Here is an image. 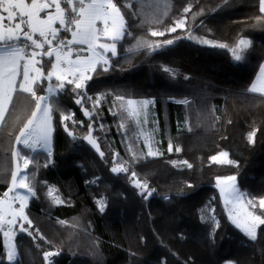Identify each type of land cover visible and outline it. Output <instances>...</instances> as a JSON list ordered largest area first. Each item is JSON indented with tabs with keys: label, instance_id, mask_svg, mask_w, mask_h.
<instances>
[{
	"label": "trees",
	"instance_id": "1",
	"mask_svg": "<svg viewBox=\"0 0 264 264\" xmlns=\"http://www.w3.org/2000/svg\"><path fill=\"white\" fill-rule=\"evenodd\" d=\"M126 2L129 0H117L118 4ZM169 4L167 16L162 15L164 0H145L142 12L136 3L130 10L122 7L131 35L118 43V55L111 57L112 67L107 72L98 68V74L92 73L86 86L87 95L92 97L103 94L109 100L117 96L154 100L149 115L163 151L134 161L129 145L137 157L147 155L137 137L139 125L131 118L122 133L108 103L103 106L107 130L98 127L99 117L93 115L97 117L93 136L99 138L103 159L85 140L73 141L59 114H54L52 163L35 171V179L33 166L28 169V183L35 184L37 196L30 198L26 208L32 225L25 227L35 239L17 229L16 264H46L43 253L56 250L61 251L51 258L53 264H264V226L258 229L257 240L250 241L228 218L216 187L217 177L238 173L241 191L255 200L264 197V98L247 91L264 60V19L257 21L264 14L260 13L259 0H228L227 4L225 0H169ZM189 4L192 9L184 14L189 17L185 30L151 36L152 30L163 32L172 26ZM201 9L203 15L193 22L192 13ZM153 19L160 22L153 23ZM189 30L230 48L241 38L251 39L255 53L238 63L228 49L200 45L186 38L151 54L141 51L129 57L126 51L135 43L133 37L155 43L177 35L184 37ZM43 63L46 74L49 61ZM164 67L175 69L179 75L172 79ZM46 86L47 82L38 86L37 95H44L42 89ZM73 87H65L59 102L65 112L83 121V125H68L69 130L83 137L88 134L90 121L82 106L74 103L78 97ZM185 100L190 103L181 102ZM13 105L0 131V197L8 192L13 171L3 159L9 156V145L34 110L27 94L15 98ZM90 106L89 101L84 102L83 107ZM253 131L254 144L248 140ZM223 151L239 162L238 168L210 160ZM114 156L116 164L127 162L128 174L111 172ZM47 159L44 151L33 154V161L41 165ZM132 171L155 189L147 200L133 186ZM49 186L58 190L56 195L63 203L47 197ZM102 197L107 201L103 212L97 205ZM206 205L215 210L220 225L214 240L210 237L212 223L200 218L201 209L207 214ZM256 212L261 214L259 208ZM0 260L9 264L2 232Z\"/></svg>",
	"mask_w": 264,
	"mask_h": 264
},
{
	"label": "snow or ice",
	"instance_id": "2",
	"mask_svg": "<svg viewBox=\"0 0 264 264\" xmlns=\"http://www.w3.org/2000/svg\"><path fill=\"white\" fill-rule=\"evenodd\" d=\"M144 2L145 0H129V2L118 4L117 0H0V126L4 123L9 107L14 106V97L18 98L22 94H27L30 102L34 103V110L19 130V134L15 137V143L23 145L25 149L32 152L42 149L48 155V159L41 165L26 155L22 156L19 150L13 151L15 170L11 172V187L8 192L3 194V197H0V232L5 238V254L9 264H16L18 260V245L14 237L17 229L35 239L33 233L25 227V224L32 225V221L25 212L28 201L37 196L35 184L26 182L30 179L27 170L29 165L33 166L32 179H35V171H38L41 166L48 167L52 163L51 138L55 131L54 114H59L62 126L73 141L85 140L102 159L104 158L105 153L100 150L99 138L93 136V132L96 130L93 128V112L89 111L87 107H83L85 101H94L92 108L95 110L103 94L95 98L88 96L87 82L93 78L90 73L98 74V68L100 71L107 72L112 67L111 57L118 55L117 44L126 36L131 35L124 12L121 10L122 7L125 10H130L132 3H136L141 5L142 12ZM227 3L228 0H225V4ZM259 5L260 13L264 14V0H259ZM169 7V0H164L163 16H167ZM191 9L192 5L189 4L183 9L181 17L174 19L172 26L165 28L163 32L152 30L151 36H163L165 32L176 33L178 29L185 30L189 17L184 14L191 12ZM129 14L136 15L137 13L129 12ZM201 15H203L202 9L192 13L191 20L195 22ZM262 19L264 16L257 18V21ZM152 22L159 23L160 20L153 19ZM200 23L203 25V21ZM63 34H70L71 39ZM183 38L200 45L228 49L232 59L238 63L246 61L249 56L255 53L251 39L241 38L230 48L228 44L197 37L190 30L184 37L177 35L174 39L155 43L133 37L135 43L126 51L129 57L141 51L151 54L172 46ZM102 40L107 42H101ZM79 46H86V48H79ZM86 52L90 55L84 54ZM44 60H48L50 65L46 74ZM163 71L172 79L179 75L175 69L170 67H164ZM188 78L185 77V79ZM53 79L56 81L55 85L52 84ZM45 82H47V88L42 90L47 94L37 95V87L42 86ZM66 85H74L72 92L78 97L74 103L82 106L83 114L90 121L88 134L83 137H78L68 127L69 123L73 126L83 125V121L75 120L74 113H66L60 106L59 96L65 90ZM247 91L264 98V64H261L256 81L249 86ZM116 99L123 101L124 97L117 96ZM181 102L190 103L187 100ZM126 103L129 106L128 113L137 116L141 111L146 113L148 106L154 104V100H127ZM103 127L102 124L99 125L100 129ZM189 131H191L190 128ZM255 134V131L248 134L249 143H255ZM168 150L169 152L173 150L171 143H169ZM129 151L134 161L158 155V153L149 150L145 157H137V154L132 152L131 145H129ZM176 151H180V149L177 148ZM118 155V153L115 154V156ZM115 156L111 172L117 175L128 174L129 167L125 166L127 162L116 164ZM228 156L229 153L221 152L210 157V160L219 164L234 165L238 168L239 162L227 159ZM172 163L175 164V162ZM183 163L188 168L192 167L187 161ZM130 176L133 186L139 189L140 196L147 200L153 195L155 189H150L146 180L138 178L135 171H132ZM237 181L238 173L217 177L216 187L228 209V218L250 241H256L258 229L264 226V197L258 199V204L255 202V198L246 199L247 194L240 190ZM186 186L192 187L191 184ZM57 191L49 186L46 195L54 203H63L56 195ZM9 192H15V195L9 197ZM165 199H170V197L166 196ZM16 202L19 203L18 207ZM97 205L99 211L103 212L107 207V201L102 197L97 201ZM237 206L243 209L242 213L237 209ZM205 207L207 214L204 209H201L200 218L202 222L210 221L212 223L210 237L214 240L215 232L220 227L219 221L215 218V210L208 205ZM249 208L253 210L250 211ZM257 208L260 209L261 214H256L255 209ZM58 223L66 224L67 222L58 221ZM36 232L39 230L36 229ZM181 238H185L183 234H181ZM60 251L44 252L43 257L46 264H53L51 258L60 255ZM0 264H2V260H0Z\"/></svg>",
	"mask_w": 264,
	"mask_h": 264
},
{
	"label": "rangeland",
	"instance_id": "3",
	"mask_svg": "<svg viewBox=\"0 0 264 264\" xmlns=\"http://www.w3.org/2000/svg\"><path fill=\"white\" fill-rule=\"evenodd\" d=\"M248 39V38H246ZM56 81L55 79H53L52 81V84L55 85ZM67 86V85H66ZM65 86V87H66ZM47 88V86H46ZM47 93L45 92L44 95H46ZM98 95L94 96L93 98L97 97ZM108 100V102H107ZM127 100H134V99H124L123 101H120V100H117L116 97H111L110 100L107 99L106 95H103L101 97V100H100V103L99 105L95 108V110H93L92 108V103L94 102H90V109L89 111H92L93 112V115L95 114V116L97 115V117H99V125H103V129L104 130H107L108 128V122L104 121V109H103V106L107 105L108 103V108H109V112L112 113V115L114 117H116L117 121H118V124H119V128L121 129L122 133H125V124L131 119V118H134L136 120V122L138 123L139 125V131L137 133V137L139 139V142L141 143L142 145V148H143V152L144 154H147L149 150L153 151V152H156V153H161L163 150L161 149L160 147V143L159 141H157V138H156V135H155V125L154 123L152 122V124L154 125V127L151 126V117L149 115L150 113V105L148 106L147 110H146V113L144 111H141L139 113V115L137 116H133V115H130L127 111L128 109V105H127ZM134 101H141V100H134ZM133 107H136V106H133ZM61 108L63 110H65L62 106ZM67 113V112H66ZM115 113V114H114ZM87 117V116H86ZM97 117H94L97 119ZM75 119V117H74ZM76 120V119H75ZM18 120L15 122L17 123ZM98 125V127H99ZM121 125H123V127H121ZM15 126V124H14ZM53 147V134H52V138H51V148ZM23 149H25L23 147V145H16L15 141L12 143V145H9V149H7V152L9 153V156H5V158L3 159V164H6L8 166H11V168L13 169V171L15 170V160L13 158V151L15 150H19L21 155L24 156H28L30 159L33 160V154L35 152H32L29 153V154H26ZM101 150V149H100ZM38 151H44L42 149H37L36 152ZM45 152V151H44ZM223 152H226V151H223ZM228 153V152H227ZM218 155V154H217ZM227 159H230V157L228 156ZM22 162H21V167H22ZM30 166V165H29ZM126 166V165H125ZM28 171V170H27ZM28 183V181H26ZM238 184V183H237ZM11 186V185H10ZM243 192V191H242ZM60 198V197H59ZM223 199V197H222ZM246 199H252L250 198L248 195L246 197ZM223 202H224V199H223ZM255 202H257L258 204V200H255ZM237 209L242 213L243 212V209L240 208V206H237ZM249 210H253L251 208H249ZM227 212H228V209H227ZM255 212H256V209H255ZM257 214V212H256ZM226 264H232L231 262H227Z\"/></svg>",
	"mask_w": 264,
	"mask_h": 264
},
{
	"label": "crops",
	"instance_id": "4",
	"mask_svg": "<svg viewBox=\"0 0 264 264\" xmlns=\"http://www.w3.org/2000/svg\"><path fill=\"white\" fill-rule=\"evenodd\" d=\"M6 23H7V22H6ZM57 26H59V25H57ZM67 38H68V39H71L70 34H68ZM101 42H107V41L102 40ZM79 48H86V46H79ZM117 50H118V44H117ZM84 54L90 55V53H88V52H86V53H84ZM261 64H264V60H263V62H262ZM260 66H261V65H260ZM259 71H260V68H259L258 72L256 73V76H255L253 82L256 81V78H257V76H258V74H259ZM90 74L92 75V73H90ZM253 82H252V83H253ZM14 100H15V97H14ZM14 100H13V103H14ZM11 108H12V106L9 107V111H8V113H6V115H5V120H6L7 116H8V114H9ZM149 114H150V113H149ZM5 120H4V122H5ZM3 125H4V123H3ZM3 125L0 126V131H1L2 127H3ZM51 150H52V148H51ZM10 187H11V186H10ZM8 195H9V197H11V196L15 195V192H9ZM29 202H30V199H29V201H28V205H29ZM28 205H27V207H28ZM16 206H17V207L19 206V203H18V202H16ZM27 207H26V208H27ZM25 211H26V209H25ZM16 234H17V230H16V232L14 233V237H15V238H16ZM3 238H4V236H3ZM4 243H5V238H4Z\"/></svg>",
	"mask_w": 264,
	"mask_h": 264
},
{
	"label": "built area",
	"instance_id": "5",
	"mask_svg": "<svg viewBox=\"0 0 264 264\" xmlns=\"http://www.w3.org/2000/svg\"><path fill=\"white\" fill-rule=\"evenodd\" d=\"M63 35H66V36H68V34H63Z\"/></svg>",
	"mask_w": 264,
	"mask_h": 264
}]
</instances>
